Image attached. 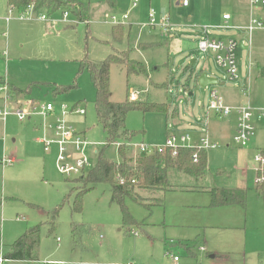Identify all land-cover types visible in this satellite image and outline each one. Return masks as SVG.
Segmentation results:
<instances>
[{
    "label": "rangeland",
    "instance_id": "374dc122",
    "mask_svg": "<svg viewBox=\"0 0 264 264\" xmlns=\"http://www.w3.org/2000/svg\"><path fill=\"white\" fill-rule=\"evenodd\" d=\"M76 1L89 12L84 13L88 20L81 24L51 27V23L39 21H12L8 27L4 22L9 16L8 0H0V80L20 90L31 87L28 93L12 94V102L25 110L38 101L71 108L78 105L85 110V116L74 115L68 121L78 133H85L95 166L96 153L103 150L106 135L97 120L93 82L81 66L83 62L99 64L113 54L118 58L128 54L143 64L145 73L128 75L124 66H112V101L122 103L138 92L141 102L170 106L168 113L130 112L126 127L138 133L133 143L164 146L171 136L189 135L187 147H200L201 139L207 136L217 147L207 150L209 166L203 178L172 172L169 182L172 188L176 186L172 191L139 192L134 200L128 199L131 221L126 223L121 208L111 203L110 186L100 184L89 191L83 175L67 177L59 173L57 148L45 153L35 141L42 135V118L34 117L35 127L10 116L5 125L0 123V159L14 158L17 163L5 168L0 165V256H7L31 228L40 225L41 232L36 261L6 260L3 264H167L174 254L181 257L180 264H262L264 195L256 192V157L261 154L256 147L264 149V129L256 132L249 148H240L233 142L236 114L224 119L214 114L208 119L207 111L212 91L234 102V106L229 105L232 107H264V40H255L254 44V38L264 39V33H252V47L246 53L241 44L246 46L244 42L249 40L243 32L220 37L239 42L237 64L242 69L250 57L261 62L250 75L243 78L240 70V80L230 81L214 55L200 51L199 40L206 35L200 36L197 30L204 20L210 25L230 13V0H189V7L183 6L184 0H138L135 9V0H114L115 6L109 4L113 0ZM150 10L157 11L159 19L170 17L169 33L140 28L148 22ZM126 14V23L114 26L117 38L126 39L121 43L113 36V25L106 23L105 16ZM17 15L15 12L12 17ZM125 25L132 27L130 36ZM139 42L159 45L133 50ZM171 43L176 47L171 48ZM202 74L208 78L214 75L218 84L203 88L199 83ZM72 86L76 88L55 97L56 87ZM242 88L250 92V98L239 94ZM54 121V117L49 118V122ZM118 148L114 144L105 152L114 163L121 162ZM138 155L135 150L128 154L134 159ZM73 188L89 191L83 199L82 213L73 212L77 194H71ZM217 188L248 191L246 207H213L212 194L201 192ZM136 232L139 236H134ZM200 247L207 252H201ZM192 248L194 257L188 253ZM211 255L217 258L211 259Z\"/></svg>",
    "mask_w": 264,
    "mask_h": 264
},
{
    "label": "trees",
    "instance_id": "16d2710c",
    "mask_svg": "<svg viewBox=\"0 0 264 264\" xmlns=\"http://www.w3.org/2000/svg\"><path fill=\"white\" fill-rule=\"evenodd\" d=\"M8 6H14L19 10L34 6L36 11H47L54 15L59 11H69L80 22L88 20L87 10L76 0H8ZM75 8V9H74ZM80 9V12L76 11ZM86 13V14H84ZM89 28V27H88ZM124 30H122V33ZM113 33L118 42H123V37L117 38V28H113ZM129 36V34H128ZM114 65H121L126 68L128 75H140L145 73V68L141 62L131 59L128 54H122L121 58L114 54L110 55L99 64L83 62L82 70H87L93 82L96 98L95 111L97 120L103 127L106 135V144L103 150L97 153V163L89 171L85 172L81 179L90 187L89 191L100 184L110 186L111 203L117 204L124 215V221L130 222L131 216L126 201L135 199L139 192H168L172 190L169 176L172 172L185 174L199 179L204 176L208 168V154L206 151H196L192 148H180L176 154L171 149H167L163 154L146 155L139 154L136 159L129 158L131 148L128 146L136 138L137 132L129 131L126 127L128 114L132 111L148 113H168L170 106L167 104H157L149 102L131 101L130 96L122 103L112 101L110 89L111 68ZM4 84V80H0ZM37 85V84H35ZM34 85V86H35ZM72 87H56L55 97L63 95L75 89ZM31 87L20 90L10 86V94L14 96L23 92H30ZM13 94V95H12ZM121 143L118 152L121 158L120 163H114L105 156L106 150L114 144ZM198 154V162L193 161V155ZM257 190L264 191V184L257 185ZM89 191L78 192L73 188L71 194H76L73 203V212L82 213L83 199ZM213 207H223L237 205L246 206L247 192L231 189H216L211 192ZM56 211L53 215L55 219ZM40 225L28 230L12 246V250L5 256L4 261H36V252L40 244Z\"/></svg>",
    "mask_w": 264,
    "mask_h": 264
},
{
    "label": "built area",
    "instance_id": "2783aa9c",
    "mask_svg": "<svg viewBox=\"0 0 264 264\" xmlns=\"http://www.w3.org/2000/svg\"><path fill=\"white\" fill-rule=\"evenodd\" d=\"M184 6L189 5V0L183 1ZM138 6V0L133 2V8ZM250 6L252 8V14L248 25L245 27H239V30H244L249 34H252L257 30H264V0H250ZM17 12L16 17H12V14ZM60 17H56L55 14L51 15L47 11H36L34 6L27 7L19 10L14 6L9 7V16L5 18L7 24L12 21L31 22L39 21L42 23H51L53 26L59 24H77L79 20L71 19L72 14L69 11L61 12ZM129 19V15H123L121 17L115 15H106V23L113 26L124 25ZM225 21L230 19L229 15L224 16ZM83 23V22H79ZM150 28H160L163 33L171 31V20L169 17L157 20V12L150 10L148 24L145 25ZM208 26H204L206 37L199 42V49L203 53H211L214 55L217 65L227 72V75L231 81H239V69L237 64V51L240 47L238 41L218 40L213 39L207 35ZM218 29H228L229 26H220ZM247 92V91H245ZM0 99L3 103L0 108V123L6 124L7 119L10 116H14L20 122H25L34 117L42 118V135L37 138V142L41 144L46 153H50L54 147L57 148L56 165L60 174L67 177L82 176L85 172L89 171L92 166L91 158L88 150L91 144L87 141L84 134L78 133L72 124L69 123L68 118L70 115L85 116L86 111L78 107H69L65 104L56 105L52 102H36L28 110L23 109L21 106L12 102V96L10 94V86L5 82L0 84ZM131 101L138 100V93L133 92L130 94ZM208 115L211 112L219 118H227L232 114H236L237 123L235 134L233 136V142L238 147H246L256 136L257 127L256 121H260L264 125V109H255L252 106H242L232 108L226 106L222 98L217 91L211 93V103L208 107ZM54 117L53 123L49 122V118ZM191 141L189 135L171 136L167 138L164 146H151L146 143H129L128 146L131 150H135L139 154L154 155L163 154L167 149H171L173 154H176L180 148H192L196 151H207L215 149L216 144H213L208 137L203 138L200 141V147H187L185 144ZM118 147L121 143L116 144ZM73 152V157H70V152ZM193 161L198 162V154L193 155ZM17 163L14 158H2L0 159V165L5 168L13 166ZM256 163H258L257 170V185L264 184V153L261 152L256 157ZM134 236H138V233H133ZM60 242V239H58ZM170 264H179L180 257L171 255ZM4 262L3 258H0V264ZM40 264H63L60 262H42ZM264 264V262H263Z\"/></svg>",
    "mask_w": 264,
    "mask_h": 264
},
{
    "label": "crops",
    "instance_id": "0c3cea01",
    "mask_svg": "<svg viewBox=\"0 0 264 264\" xmlns=\"http://www.w3.org/2000/svg\"><path fill=\"white\" fill-rule=\"evenodd\" d=\"M111 6H115L116 5V1H110V3H109ZM228 4L230 5V13L229 12H227V13H224L223 14V16H222V19L220 20V21H217V22H215V21H213L212 23H210V25H206L205 24V20H204V22L201 24V25H199V26H197V30L199 31V35L200 36H202V37H204V35H205V31H204V26H208L209 28H208V30H207V35L209 36V37H214L213 39H218V40H223L222 38H220L221 36H223V35H226V34H228L229 32H233V31H241V32H243V34H244V38L247 40H249L248 42H244L245 44H246V46H243L242 44H241V47H242V50H243V53H246L247 51H249L250 50V48L252 47V34H249V33H247L246 31H244V30H239L238 28L239 27H245L246 25H248V23H249V20H250V17H251V14H252V8H251V6H250V0H230L229 2H228ZM184 6V5H183ZM138 7V6H137ZM136 7V8H137ZM184 7H189V6H184ZM132 9H135V8H133V3H132ZM86 10H87V12H88V9L86 8ZM157 12V11H156ZM150 13V12H149ZM88 14H89V12H88ZM129 15V14H128ZM226 15H229L230 16V19L228 20V21H225L223 18H224V16H226ZM56 17H60V14L59 15H55ZM159 17H160V15H159V13L157 12V20H161L162 18H160L159 19ZM170 18V17H169ZM192 17L190 16L189 17V19H191ZM207 18V17H206ZM71 19H73V20H76L77 18L74 16V15H72L71 16ZM78 20V19H77ZM148 20H149V15H148ZM171 20V19H170ZM4 22H5V19H4ZM6 23V22H5ZM187 23H191V21H189V22H187ZM7 24V23H6ZM11 23H9V24H7V26L9 27V25H10ZM79 24H81V23H79ZM148 24V22L147 23H144V24H142L141 26H140V28L142 29V30H146V29H160V28H158V27H156V28H150V27H147V26H145V25H147ZM51 25V24H50ZM67 25H71V24H59V25H57V26H63V27H65V26H67ZM53 25H51V27H52ZM126 26V25H125ZM220 26H229L230 28H228V29H218L217 27H220ZM54 27H56V26H54ZM113 28H115L114 26H113ZM126 28L128 29V34H129V36L131 35V31H132V27H128V26H126ZM66 30V29H65ZM161 30V29H160ZM209 30H211V32L209 31ZM125 31V30H124ZM258 32H261V33H264V30H258ZM213 33V34H212ZM215 33H217V34H220L218 37H216V34ZM6 35V33H4V35H3V37ZM113 36L115 37V35H114V33H113ZM116 39V38H115ZM230 39H233V38H230ZM117 40V39H116ZM123 40H126V39H124L123 38ZM139 40H142V39H139ZM229 40V39H228ZM255 40H264V39H261V37H259V36H257V38H254V44H256L257 45V42L255 43ZM201 40H199V42H200ZM237 41V40H236ZM263 42V41H262ZM157 45H159L158 43H156V42H139V44H137L136 45V47H134V49L133 50H137V51H144V50H146V49H151L150 47H152V46H157ZM172 47H176V45L175 46H172V43H171V48ZM131 53V52H130ZM260 61H254L253 59H251V57H250V61H249V63H245V65L243 66V69H242V67H239L238 66V69H239V72H240V70H243L242 72H243V78H244V76H247V75H250V72H253L254 70H255V67L256 66H260ZM262 73V75H264V72L262 71L261 72ZM240 75V74H239ZM208 76V75H207ZM210 78L211 79H214V80H216V78H215V76L214 75H212V76H210ZM240 80V79H239ZM217 81V80H216ZM231 81V80H230ZM7 83V82H6ZM9 86H13V85H11V84H9V83H7ZM218 83H216L215 85H217ZM244 90V88H242L241 90H239V94L243 97H249V95H250V92H245V91H243ZM213 92V91H212ZM211 92V93H212ZM218 92V91H217ZM138 93V92H137ZM219 94V93H218ZM249 94V95H248ZM248 95V96H247ZM219 96H220V94H219ZM139 97H140V93H138V100H139ZM221 97V96H220ZM222 98V101H223V103L226 105V106H229V105H232V106H234V102H232V101H229V100H226L225 98H223V97H221ZM250 98V97H249ZM36 101V100H35ZM39 102V101H38ZM14 104H16V103H14ZM2 105H3V103H2V101H1V99H0V108L2 107ZM18 105V104H17ZM232 106H229V107H232ZM74 107H79L78 105L77 106H74ZM73 108V107H72ZM232 108H237V107H232ZM253 108H255V109H264V107H253ZM75 114H73V115H70L69 116V118L71 117V116H74ZM214 114H211V115H208V119H211V117L213 116ZM216 116V115H215ZM68 118V119H69ZM34 118H31L30 120H27V121H25V122H23V123H26V122H28V123H32V125H34L35 127H37V125H36V122L33 120ZM219 119H224V118H219ZM35 124H34V123ZM236 123H237V116L235 117V128H234V130L236 129ZM255 125H256V127H257V131L258 130H260V129H264V125L260 122V121H256V123H255ZM33 126V127H34ZM208 128H209V125H208ZM234 133H235V131H234ZM41 134H42V132H41ZM83 134H85V133H83ZM40 136H38L37 138H39ZM208 137V136H207ZM37 138H36V143L37 144H39L38 142H37ZM205 138V137H204ZM203 139V138H202ZM201 139V140H202ZM250 144L251 143H249L246 147H240V148H249V146H250ZM40 146H42L41 144H39ZM43 147V146H42ZM258 150H260L262 153H264V149H262V148H259V146L258 147H256ZM45 152V151H44ZM207 152V151H206ZM46 153V152H45ZM97 154V153H96ZM208 166H209V159H208ZM185 175V174H184ZM205 175V174H204ZM201 178H203V177H201ZM200 179V178H199ZM174 187H176V186H174ZM173 187V188H174ZM173 188H172V190H173ZM217 189H220V188H217ZM221 189H231V190H241V191H246V190H242V189H239V188H221ZM171 190V191H172ZM214 190V189H213ZM247 192V201H248V191H246ZM256 192H257V194L259 195V196H261V195H264V191L262 192V191H259V190H257V187H256ZM201 193H211V191L210 190H208L207 192H201ZM247 201H246V205H247ZM230 206H237V205H230ZM224 207V206H223ZM239 207H241V206H239ZM246 207V206H245ZM245 207H242V208H245ZM138 236H139V233H138ZM173 243V242H172ZM180 245H184V244H180ZM186 250V249H185ZM199 250L201 251V252H207L206 251V248L205 247H200L199 248ZM188 251V250H187ZM188 253H189V255L190 256H192V257H194V256H196V254H195V251H194V249L192 248V251L191 252H189L188 251ZM175 255V254H174ZM171 256V255H170ZM175 256H179V255H175ZM180 257V256H179ZM0 258H2L1 256H0ZM210 258L211 259H215V258H217V255H211L210 256ZM5 262V261H4ZM3 262V263H4ZM180 262H181V257H180ZM264 262V261H263ZM263 262H262V264H263ZM2 263V264H3ZM171 263V258H170V260H169V262L167 263V264H170ZM111 264H119V263H111ZM180 264V263H179Z\"/></svg>",
    "mask_w": 264,
    "mask_h": 264
},
{
    "label": "water",
    "instance_id": "95a60500",
    "mask_svg": "<svg viewBox=\"0 0 264 264\" xmlns=\"http://www.w3.org/2000/svg\"><path fill=\"white\" fill-rule=\"evenodd\" d=\"M199 83L203 88H206L208 85H215L217 81L214 79L208 78L207 74H202L199 77Z\"/></svg>",
    "mask_w": 264,
    "mask_h": 264
}]
</instances>
